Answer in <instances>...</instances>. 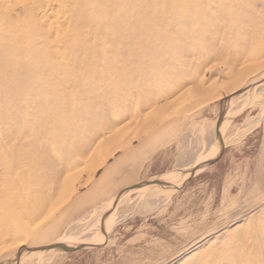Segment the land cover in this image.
I'll return each mask as SVG.
<instances>
[{
    "label": "rangeland",
    "instance_id": "obj_1",
    "mask_svg": "<svg viewBox=\"0 0 264 264\" xmlns=\"http://www.w3.org/2000/svg\"><path fill=\"white\" fill-rule=\"evenodd\" d=\"M0 264H264V0H0Z\"/></svg>",
    "mask_w": 264,
    "mask_h": 264
},
{
    "label": "bare ground",
    "instance_id": "obj_2",
    "mask_svg": "<svg viewBox=\"0 0 264 264\" xmlns=\"http://www.w3.org/2000/svg\"><path fill=\"white\" fill-rule=\"evenodd\" d=\"M253 122V121H252ZM251 122V123H252ZM246 123H247V121H246ZM213 135V134H212ZM223 137V136H222ZM211 143V142H210ZM217 144V143H216ZM213 145V144H212ZM210 146V145H209ZM213 148V147H212ZM198 149V148H197ZM209 149H211V148H209ZM212 151V150H211ZM207 152H210V151H207ZM205 154V153H204ZM201 155H203V154H201ZM208 156V155H207ZM198 157V156H197ZM196 157V158H197ZM195 158V159H196ZM186 159V158H185ZM205 161V160H204ZM189 162V161H188ZM182 163V162H181ZM198 163H200V162H198ZM180 166V165H179ZM177 175V174H176ZM170 179V178H169ZM172 179V178H171ZM166 181V180H165ZM170 181V180H169ZM168 181V182H169ZM174 181V180H173ZM162 182V181H161ZM131 190V189H130ZM123 197V196H122ZM147 201V200H146ZM160 202V201H159ZM125 203V202H124ZM111 205V204H110ZM115 206V205H114ZM148 206V205H147ZM156 206V205H155ZM111 209V208H110ZM115 209V208H114ZM95 211V210H94ZM128 211V210H127ZM96 212V211H95ZM126 212V211H125ZM129 212H130V208H129ZM97 213V212H96ZM111 213H112V211H111ZM119 214V213H118ZM122 214V213H121ZM123 214H124V212H123ZM126 214V213H125ZM129 214V213H128ZM96 215V214H95ZM104 215V214H103ZM117 215H116V212L115 213H113L112 215H110V216H108V217H105V219H102L101 221H100V226H101V228L107 223V221L109 220V219H113V218H115ZM93 217V216H92ZM96 217V216H95ZM98 218V217H97ZM120 218V217H119ZM88 219V218H87ZM90 219H92V218H90ZM78 221V220H77ZM98 221V220H97ZM82 222V221H81ZM96 223H99V222H95V224ZM91 224V223H90ZM81 225V224H80ZM92 225V224H91ZM86 227V226H85ZM93 227V226H92ZM74 228V227H73ZM72 228V229H73ZM97 228V227H96ZM100 228V229H101ZM74 230V229H73ZM78 230V229H77ZM94 230V229H93ZM79 231V230H78ZM83 231V230H82ZM71 232V231H70ZM85 232V231H84ZM80 233V232H79ZM92 234V233H91ZM76 235V234H75ZM77 236V235H76ZM85 236V235H84ZM87 237H88V235H86ZM81 237V236H80ZM79 237V238H80ZM83 238V237H82ZM74 239V236L71 234V233H68L67 234V232H66V235L63 237V241L65 240V241H67V242H69V241H71V240H73ZM81 239V238H80ZM77 240H79V239H77ZM60 241V240H59ZM74 242H76V241H74ZM59 244V246H61V247H64L66 244H64V243H61V242H59L58 243ZM57 244V245H58ZM49 251V250H48ZM50 252V251H49ZM48 252V253H49ZM47 257V256H46ZM44 259V258H43ZM14 260V259H13ZM16 260V259H15ZM17 261V260H16ZM28 261V260H27ZM50 261V260H49Z\"/></svg>",
    "mask_w": 264,
    "mask_h": 264
},
{
    "label": "crops",
    "instance_id": "obj_3",
    "mask_svg": "<svg viewBox=\"0 0 264 264\" xmlns=\"http://www.w3.org/2000/svg\"><path fill=\"white\" fill-rule=\"evenodd\" d=\"M109 204H111V203H109Z\"/></svg>",
    "mask_w": 264,
    "mask_h": 264
}]
</instances>
